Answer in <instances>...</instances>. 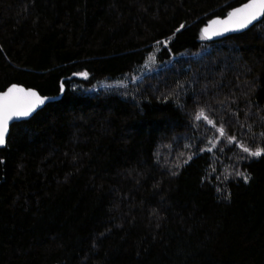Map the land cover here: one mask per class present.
Masks as SVG:
<instances>
[{"label":"trees","instance_id":"obj_1","mask_svg":"<svg viewBox=\"0 0 264 264\" xmlns=\"http://www.w3.org/2000/svg\"><path fill=\"white\" fill-rule=\"evenodd\" d=\"M245 1L0 0V91L65 87L0 148V264H264V18L201 35Z\"/></svg>","mask_w":264,"mask_h":264},{"label":"snow or ice","instance_id":"obj_2","mask_svg":"<svg viewBox=\"0 0 264 264\" xmlns=\"http://www.w3.org/2000/svg\"><path fill=\"white\" fill-rule=\"evenodd\" d=\"M264 17V0H248V3L243 4L241 7L234 8L227 13V19L225 20H213L211 25H219L220 28L212 31L213 35H220L223 32L237 31L247 28L254 21ZM181 25L180 28H183ZM180 28L177 31H180ZM205 33L209 32V28L203 29ZM84 77H87V73H81ZM63 87V85H62ZM48 97L40 96L36 91L31 88H24L18 85H11L7 91L0 92V146L6 144V138L9 135L10 122L26 118L30 116L39 106L43 105ZM205 119L209 124L213 123L201 111L196 119ZM220 134L224 135L225 130L223 126L219 129ZM264 135V133H262ZM231 141L235 140V137L229 138ZM245 153H248L251 157L264 156V148L257 147L255 150H251L249 147L241 146ZM2 163V162H0ZM236 175L243 177L247 182L249 177L243 172H237Z\"/></svg>","mask_w":264,"mask_h":264},{"label":"water","instance_id":"obj_3","mask_svg":"<svg viewBox=\"0 0 264 264\" xmlns=\"http://www.w3.org/2000/svg\"><path fill=\"white\" fill-rule=\"evenodd\" d=\"M245 3H248V0H246L245 2L239 4V5L235 6V7H233L232 9H234V8H238V7H241V6H242L243 4H245ZM232 9H231V10H232ZM231 10H230V11H231ZM230 11H229V12H230ZM263 18H264V17H261V18H259L257 21H254L253 24H250L247 28H244V29H241V30H237V31L223 32V33L220 34V35H213V34H212V31H213L214 29H218V28H220V26H219V25H211V21H213V20H217V19H219V20H225V19H227V14H226L225 16H222V17H221V16H215V17L211 18L210 20H208V22L202 27V29H201V35H202L203 38L208 39V40H211V41L219 40V39H222V38L227 37V36H229V35H234V34H239V33L245 32L246 30H248L249 28H251V27L254 26L255 24L259 23ZM206 27L209 28V32H208V33H205V32L203 31V29H205ZM13 84L18 85V86H20V87H24V88H26V89L31 88L32 90L36 91L40 96H42V97H48L49 99L46 100L45 103H44L43 105L39 106V107H38V108H37V109H36V110H35L30 116H28V117H26V118L19 119V120H15V121H13V122H10V125H9V133H10L11 125H12L13 123L30 119V118H31V117H32L37 111H39L41 108H43L46 104L61 99L62 96H63V94H64V91H65V87L63 86L62 89H61V91H60V93L57 94V95H42L37 89H35V88H33V87H27V86H25V85H23V84H20V83H13ZM13 84H11V85H13ZM11 85H9L6 89H4L3 91H0V92L7 91V89H8ZM8 136H9V135H8ZM8 136H7V138H6V144H7ZM6 144H5L4 146H0V148L5 147Z\"/></svg>","mask_w":264,"mask_h":264},{"label":"rangeland","instance_id":"obj_4","mask_svg":"<svg viewBox=\"0 0 264 264\" xmlns=\"http://www.w3.org/2000/svg\"><path fill=\"white\" fill-rule=\"evenodd\" d=\"M155 62L156 61L152 57L151 61H149L148 64L144 67V70L139 71L138 73L131 75L130 79L126 78V79H122V80L105 81V82L101 83L98 88H112L114 86L120 87L122 85L125 86L127 84L128 80H137L140 77H142L143 73L149 72L151 70H155L157 68V66H154V67L152 66L155 64Z\"/></svg>","mask_w":264,"mask_h":264}]
</instances>
